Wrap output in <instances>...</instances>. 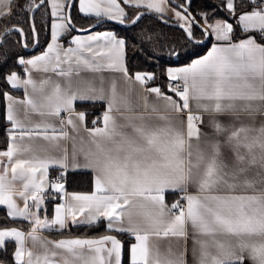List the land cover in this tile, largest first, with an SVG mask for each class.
<instances>
[{
    "label": "snow or ice",
    "instance_id": "snow-or-ice-1",
    "mask_svg": "<svg viewBox=\"0 0 264 264\" xmlns=\"http://www.w3.org/2000/svg\"><path fill=\"white\" fill-rule=\"evenodd\" d=\"M77 3L98 23L154 15L211 47L187 64L170 48L161 87L153 72H130L125 38L77 29ZM190 9L191 0H0V70L14 61L0 90V206L27 224L0 227V254L13 245L0 264H124L125 249L128 264H264V0H220L225 19ZM37 13L49 42L26 58L16 49L29 36L39 45ZM21 15L27 33L10 23ZM69 173L90 174L92 190L68 192ZM48 201H58L51 217Z\"/></svg>",
    "mask_w": 264,
    "mask_h": 264
},
{
    "label": "trees",
    "instance_id": "trees-1",
    "mask_svg": "<svg viewBox=\"0 0 264 264\" xmlns=\"http://www.w3.org/2000/svg\"><path fill=\"white\" fill-rule=\"evenodd\" d=\"M220 0H191V12L196 17L197 20H200V13L207 12L210 19H225L227 18L226 14L219 9ZM130 16L135 14V9H127ZM215 13L213 16L212 14ZM73 22L76 27L80 29L88 28L94 25L97 20L92 17H86L79 13L78 3L77 7L73 11ZM36 27L39 36V47L35 52H28L24 48L17 47L16 51L20 54L29 58L35 56L45 50L47 42H49V30L46 26L44 20L40 13H37L36 17ZM202 22V21H201ZM231 22V21H230ZM8 23V21H4ZM10 23L12 25L19 24L25 30L29 32L28 20L27 17L21 15L11 19ZM114 31L119 37L125 38L127 41L126 49V61L127 66L130 72H153L159 78L155 82L157 85L164 87L167 83L166 79L161 75L167 67L175 66L174 57H169L168 53L170 48L175 47L177 51H181L182 55L180 58V64H187L192 59L197 58L198 56H203L210 49L211 44L206 46H196L191 43H187L184 39V34L180 29L169 27L164 25L159 19L153 16H146L143 20L132 28H124L117 24H104L97 31ZM145 32H150L156 36H159V44L155 43V40L152 44L141 43V35ZM194 32L197 38H200L199 28H194ZM76 34L75 31L71 35ZM237 35H241L237 33ZM13 40L17 37H12ZM68 38H63L65 44H67ZM29 48H33V41L31 36H29ZM187 53L188 55H185ZM9 68H14V61H9L8 66L0 70V90H9V86L3 82V74L6 73ZM19 71V69H16ZM12 94L18 95L15 90H12ZM6 101L3 100L0 96V149L6 147L7 141V129L8 124L4 117ZM97 109V108H96ZM53 176H56V172L52 173ZM67 187L72 192H89L92 189V176L86 173H69L67 177ZM57 201H48L46 203L47 213L51 214L53 211L54 205ZM24 227L27 228V224L15 223L12 220L7 219L6 210L0 208V227ZM103 227L97 228L95 230H89L85 228H73L70 233L66 235L71 236H97L103 234ZM57 237H61L57 235ZM127 242V238L125 237ZM13 245L9 244L8 254H0V259L11 260V252ZM124 264H128V255L127 249H125L124 255Z\"/></svg>",
    "mask_w": 264,
    "mask_h": 264
},
{
    "label": "crops",
    "instance_id": "crops-1",
    "mask_svg": "<svg viewBox=\"0 0 264 264\" xmlns=\"http://www.w3.org/2000/svg\"><path fill=\"white\" fill-rule=\"evenodd\" d=\"M81 14V13H80ZM83 15V14H82ZM92 18H95V17H92ZM96 19V18H95ZM102 33V32H109L108 30H104V31H94V32H91L92 34H95V33ZM110 32H113V33H115L114 31H110ZM116 34V33H115ZM76 35H81V36H84V35H87V33L86 34H80V33H76V34H74V35H72V36H76ZM62 43H64V41H63V38H62ZM64 45H65V47L67 46V44H65L64 43ZM207 53V52H206ZM40 54V53H39ZM38 55V54H37ZM205 55V54H204ZM126 63H127V61H126ZM15 91H17L18 93H20V94H18V95H14V96H16L17 98H22L23 97V91L22 90H15ZM91 111H94V112H97V113H99V111H100V109L99 108H97V109H90ZM54 171L53 170H51L50 169V171H49V178L51 179V177L53 176L52 175V173H53ZM87 174V173H86ZM92 186H93V178H92ZM65 187H66V189H67V191L68 192H72V191H70L69 189H68V187H67V183H66V185H65ZM92 190V189H91ZM90 192V191H89ZM76 193H88V192H76ZM167 199H168V201L169 202H171L172 200H174L175 199V196H173V195H169L168 197H167ZM58 202V201H57ZM47 203V202H46ZM55 206V205H54ZM0 208H3V209H5L3 206H0ZM52 213H53V211L51 212V214H49L48 213V215H49V217H51V215H52ZM43 214V213H42ZM44 235L45 236H47L49 239H59V238H61V237H57V235L58 234H56V233H47V232H45L44 233Z\"/></svg>",
    "mask_w": 264,
    "mask_h": 264
},
{
    "label": "water",
    "instance_id": "water-1",
    "mask_svg": "<svg viewBox=\"0 0 264 264\" xmlns=\"http://www.w3.org/2000/svg\"><path fill=\"white\" fill-rule=\"evenodd\" d=\"M73 11H74V8L72 9V15H73ZM146 16H153V15H146ZM146 16H144L143 18H145ZM143 18L141 19V21L143 20ZM140 21V22H141ZM161 21V20H160ZM140 22H138L137 24H139ZM162 22V21H161ZM108 23H112V24H117V25H119V26H122V27H124V28H132V27H134V26H129V25H121V24H119V23H117V22H114V21H102V22H96L94 25H92V26H90V27H88V28H85V29H90V31L91 32H94V31H97L101 26H103L104 24H108ZM164 25H166V26H169V27H173V28H177V27H175L172 23H168V24H166V23H164V22H162ZM136 24V25H137ZM135 25V26H136ZM77 29H80V28H78V27H76ZM177 29H179V28H177ZM76 32V31H75ZM76 33H80V34H86V33H81V32H76ZM207 44H205V45H203V46H206ZM38 47H39V45H37V46H34L33 48H27V49H25L26 51H28V52H35L37 49H38Z\"/></svg>",
    "mask_w": 264,
    "mask_h": 264
},
{
    "label": "built area",
    "instance_id": "built-area-1",
    "mask_svg": "<svg viewBox=\"0 0 264 264\" xmlns=\"http://www.w3.org/2000/svg\"><path fill=\"white\" fill-rule=\"evenodd\" d=\"M54 178H55V176H52V177H51V179H54Z\"/></svg>",
    "mask_w": 264,
    "mask_h": 264
}]
</instances>
